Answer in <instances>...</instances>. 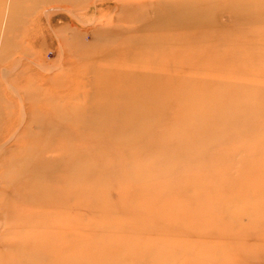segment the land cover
Listing matches in <instances>:
<instances>
[{
  "label": "rangeland",
  "instance_id": "obj_1",
  "mask_svg": "<svg viewBox=\"0 0 264 264\" xmlns=\"http://www.w3.org/2000/svg\"><path fill=\"white\" fill-rule=\"evenodd\" d=\"M167 4L0 0V264H264V0Z\"/></svg>",
  "mask_w": 264,
  "mask_h": 264
},
{
  "label": "bare ground",
  "instance_id": "obj_2",
  "mask_svg": "<svg viewBox=\"0 0 264 264\" xmlns=\"http://www.w3.org/2000/svg\"><path fill=\"white\" fill-rule=\"evenodd\" d=\"M166 1L168 3L167 4L168 13H166L167 17H166L164 23L154 22L152 24L151 29L163 27L164 30L168 32V31H171L170 30L171 27L174 26L175 29H173V30H177V31L179 30V32H177V34L184 37V36L189 35L191 32H193L192 30H194L196 28L198 29L199 27H201V24H200L202 22L201 20H203L205 24H206V22L211 23V21H212L213 14L208 13V14H206L207 16H204V17L202 16V11H201L202 0H166ZM235 1H239V0H212V2L215 5H221V4L228 5L231 2H235ZM251 1H253V0H247V7L248 8H249V6H251ZM165 24H167V26ZM168 24H169V26H168ZM165 27L169 30H166ZM191 37H192V35H191ZM164 42H165V40H164ZM167 44H168V42H167ZM161 46L164 47L165 44H161ZM168 46L169 45H166V47H168ZM173 46H175V44H173ZM179 46H181V45H179ZM151 50H153V49H151ZM166 53H167V51H166ZM154 58H155L154 56L147 54L143 62L141 60H139L138 58L135 59V62L144 64L148 60L149 64H150V63H153L152 60H154ZM144 66H145V64L144 65H141V64L137 65V67H139V68H144ZM139 72H140V70H138L135 74V80L136 81L141 80L140 77H144L143 74L140 76V74H138ZM145 78H149V77L147 76ZM189 88H191L190 84H184L183 85V90L185 92H190L191 90ZM185 111L187 114H190V115H199V114H195V112L193 110H192V112H190V110H185ZM135 117H137V118L139 117V118L137 119ZM135 117L129 123V125L132 127L131 129H136V131L143 129L145 124L141 120H142V118L147 117V116H145V115L144 116L143 115L138 116L137 115ZM70 119H73V116H71Z\"/></svg>",
  "mask_w": 264,
  "mask_h": 264
}]
</instances>
